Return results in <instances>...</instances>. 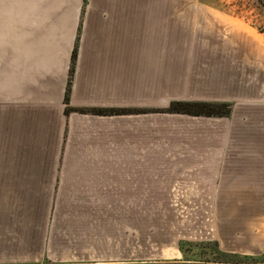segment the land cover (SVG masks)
<instances>
[{
	"label": "crops",
	"instance_id": "obj_1",
	"mask_svg": "<svg viewBox=\"0 0 264 264\" xmlns=\"http://www.w3.org/2000/svg\"><path fill=\"white\" fill-rule=\"evenodd\" d=\"M179 242L264 254L263 39L209 1L0 0V264H163Z\"/></svg>",
	"mask_w": 264,
	"mask_h": 264
},
{
	"label": "rangeland",
	"instance_id": "obj_2",
	"mask_svg": "<svg viewBox=\"0 0 264 264\" xmlns=\"http://www.w3.org/2000/svg\"><path fill=\"white\" fill-rule=\"evenodd\" d=\"M184 1H191V0H184ZM200 1H209L218 4L220 7L224 9L226 13L239 19L240 21L245 23L248 27L252 28L254 32L260 35V37L264 41L263 36H261V34L264 33V0H200ZM157 205H158L157 203H151L152 231L153 229H160V225H158L159 212L157 209H155ZM167 228L169 229L170 227L169 226L166 227L165 225H162L161 227V229H167ZM193 248L186 247V256L183 257L181 255L182 257L178 261L191 259V260H199L202 262L201 264H207L206 262L212 264L213 262H216L218 259V257L215 254H213L212 248L210 246H200L199 248H195V249ZM152 257H155L153 251H152ZM219 259L225 260L226 258L219 257ZM254 259H255L254 261L257 262H263L259 264H264V254ZM185 262L186 261H184V263ZM244 262L249 263L250 260Z\"/></svg>",
	"mask_w": 264,
	"mask_h": 264
},
{
	"label": "trees",
	"instance_id": "obj_3",
	"mask_svg": "<svg viewBox=\"0 0 264 264\" xmlns=\"http://www.w3.org/2000/svg\"><path fill=\"white\" fill-rule=\"evenodd\" d=\"M70 90V84L68 82L66 95H68ZM81 113L86 112L85 110H80ZM166 113L169 114H184L191 116H204V117H225L230 113V107L226 104H207V103H189V102H171L165 110ZM91 114H112V115H122L133 113L132 110L125 109H113V110H89ZM200 246H210L212 248L213 254H215L218 259L216 262L212 264H259L263 262L254 261V258L251 257H238L236 255H228L220 252L217 248V245L214 243H188V242H179L178 250L180 254L185 257L186 256V247L187 248H199ZM189 251V249H188ZM193 251V250H192ZM191 253V251H190ZM226 258L225 260L219 259ZM250 260L249 263L244 261ZM253 260V261H252ZM184 261H186L184 263ZM202 262L199 260H191L186 259L183 261L173 260L168 261L163 264H201ZM209 264L208 262H206Z\"/></svg>",
	"mask_w": 264,
	"mask_h": 264
},
{
	"label": "built area",
	"instance_id": "obj_4",
	"mask_svg": "<svg viewBox=\"0 0 264 264\" xmlns=\"http://www.w3.org/2000/svg\"><path fill=\"white\" fill-rule=\"evenodd\" d=\"M261 36H263V38H264V33H263V34H261Z\"/></svg>",
	"mask_w": 264,
	"mask_h": 264
}]
</instances>
